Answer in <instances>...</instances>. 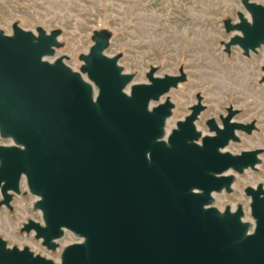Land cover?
<instances>
[{
	"label": "water",
	"instance_id": "water-1",
	"mask_svg": "<svg viewBox=\"0 0 264 264\" xmlns=\"http://www.w3.org/2000/svg\"><path fill=\"white\" fill-rule=\"evenodd\" d=\"M1 1V0H0ZM237 20L225 19L226 54L264 47V5L240 0ZM59 29L0 28V205L11 208L24 182L36 197L33 232L55 250L65 231L75 241L58 261L0 238V264H264V185L245 186L252 221L235 208L214 205L230 192L233 172L255 169L262 148L233 153L254 120H237L232 105L196 126L205 106L195 95L189 112L166 129L171 89L186 80L158 75L136 82L108 55L109 33L95 30L79 70L54 57ZM264 82V59L260 67Z\"/></svg>",
	"mask_w": 264,
	"mask_h": 264
},
{
	"label": "rangeland",
	"instance_id": "rangeland-1",
	"mask_svg": "<svg viewBox=\"0 0 264 264\" xmlns=\"http://www.w3.org/2000/svg\"><path fill=\"white\" fill-rule=\"evenodd\" d=\"M252 1L264 5V0ZM239 11L247 14L240 0H1L0 28L5 33H11L12 24L33 32L37 27L59 29L60 46L53 58L66 56L65 62L74 70H79V57L90 47L95 30L109 33L106 53L120 54L119 65L133 73L136 82L146 81L145 73L151 66L158 75L177 74L183 69L186 80L168 93L174 107L167 130L189 112L197 93L205 106L196 121L201 131H206L208 117L217 118L228 105L239 110L238 121L254 120L256 130L249 135L240 133L239 142L231 143L228 149L237 153L262 148L260 162L255 169L233 172L230 192L214 193L217 208L241 204L243 219L251 222L250 198L243 190L248 185H264V82L259 80L264 47L248 56L238 47L229 54L223 51L222 43L229 37L223 21L237 20ZM20 190L13 195L10 209L0 205V238L9 246H28L34 253L58 261L63 246L75 237L65 231L57 248L48 250L33 232H21L26 220H40L41 216L34 208L36 197L24 182Z\"/></svg>",
	"mask_w": 264,
	"mask_h": 264
},
{
	"label": "built area",
	"instance_id": "built-area-1",
	"mask_svg": "<svg viewBox=\"0 0 264 264\" xmlns=\"http://www.w3.org/2000/svg\"><path fill=\"white\" fill-rule=\"evenodd\" d=\"M11 143V140L8 139V138H3L0 136V144H3V145H8Z\"/></svg>",
	"mask_w": 264,
	"mask_h": 264
}]
</instances>
